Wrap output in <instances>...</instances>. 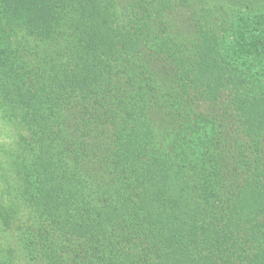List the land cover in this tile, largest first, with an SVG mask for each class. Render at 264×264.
I'll return each mask as SVG.
<instances>
[{
  "label": "trees",
  "instance_id": "obj_1",
  "mask_svg": "<svg viewBox=\"0 0 264 264\" xmlns=\"http://www.w3.org/2000/svg\"><path fill=\"white\" fill-rule=\"evenodd\" d=\"M240 1L214 23L208 0H143L124 28L113 0H0V119L17 131L0 218L31 211L29 261L264 264V0ZM183 3L195 33L177 44L158 18ZM146 44L173 63L169 91ZM164 92L166 148L147 115Z\"/></svg>",
  "mask_w": 264,
  "mask_h": 264
},
{
  "label": "rangeland",
  "instance_id": "obj_2",
  "mask_svg": "<svg viewBox=\"0 0 264 264\" xmlns=\"http://www.w3.org/2000/svg\"><path fill=\"white\" fill-rule=\"evenodd\" d=\"M117 16L124 28H128L133 25L140 18V12L142 8L146 6L143 0H113ZM207 6L213 7L211 14L213 15L214 23H218L222 20L219 19V13H233L236 17L240 18L242 12L244 13V3L240 0H208ZM247 11V9H246ZM162 21V24H166L170 30L172 36H176L177 44H186L192 37H194V22L191 20V15L187 9L186 4H180L179 6L167 10L163 15L158 18ZM3 24L0 20V26ZM196 37V36H195ZM194 44H196V40ZM61 43H58L60 45ZM193 44V45H194ZM56 45V46H58ZM149 45V46H148ZM146 44L143 50L144 59L150 60L147 63V68H150L152 82L156 88L160 91L161 89H172L174 86L172 77L173 63L168 58H164L160 53L154 51V46L150 47V44ZM41 46H43L41 44ZM39 46V47H41ZM144 47V46H143ZM172 77V78H171ZM158 96V95H157ZM166 92L159 95L157 98L150 100V108L147 115L153 124V127L157 133V137L164 143H160L162 148H166L169 143L167 142L168 136V119L172 116L170 109L167 105ZM4 112L0 109V114ZM20 130V129H19ZM165 131V138L162 139V133ZM167 132V133H166ZM19 135V134H18ZM17 136V131L7 125L0 119V150L10 145ZM4 154H0V161L4 162ZM1 172V171H0ZM1 176V173H0ZM3 186L0 184V192L3 194L0 204L5 200ZM21 207L17 215L7 213L10 218H0V264H43L40 260L29 261L23 249L20 246L18 240V228L23 226L25 221H31V211L26 207L25 204H19ZM28 223V222H27Z\"/></svg>",
  "mask_w": 264,
  "mask_h": 264
}]
</instances>
